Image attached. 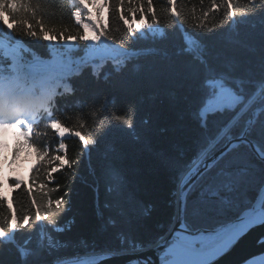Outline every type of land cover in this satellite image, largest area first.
Masks as SVG:
<instances>
[{
    "label": "trees",
    "instance_id": "1",
    "mask_svg": "<svg viewBox=\"0 0 264 264\" xmlns=\"http://www.w3.org/2000/svg\"><path fill=\"white\" fill-rule=\"evenodd\" d=\"M99 3L101 11L91 4L92 21L99 18L96 26L104 29L99 41L91 23L83 27L89 12L79 0H23L8 16L20 22L15 30L0 25V67L47 70L38 79L50 80L53 90L33 124V147L15 153L23 137L11 136L12 159H34L23 183L0 178V219L9 216V205L18 218L31 219L0 239L3 264L157 243L175 222L185 175L240 136L264 105V0H151L155 18L130 12L147 9L149 0ZM29 24L36 36L28 35ZM42 27L55 38L44 39ZM219 85L236 92L234 105L206 110ZM52 120L68 129L64 138ZM248 137L264 152V110ZM60 143L66 148L58 150ZM56 155L70 165L57 164ZM263 185L264 161L241 143L197 180L185 222L191 229L225 225L254 203ZM49 201L53 208L46 212Z\"/></svg>",
    "mask_w": 264,
    "mask_h": 264
},
{
    "label": "snow or ice",
    "instance_id": "2",
    "mask_svg": "<svg viewBox=\"0 0 264 264\" xmlns=\"http://www.w3.org/2000/svg\"><path fill=\"white\" fill-rule=\"evenodd\" d=\"M170 2L174 4L175 0H170ZM88 3L99 5L97 11H101L103 8V5L99 3V0H88ZM119 3L123 5L125 0H119ZM229 3L231 4V0H229ZM80 4L83 5L84 0H80ZM22 6L23 0H0V25H3L7 31H14L17 24L20 23L15 21L14 17L12 20H10L8 18L9 13H16L20 11ZM85 11L89 12V23H84L83 27L87 29L91 23V26L97 32H99V35L93 36L92 39L99 41L101 36L104 35L103 27L96 26L99 23V18H96V21L93 22L90 10L85 8ZM130 12H138L141 17L145 15V12H149L152 14L153 18H155V13L151 8V0H149V6L147 9L141 7L131 9ZM173 12H175V8H173ZM74 15L77 21L81 20V12L79 10H77ZM143 23L145 22L141 21V23L136 24L135 27L138 29ZM129 27L131 28L132 25L129 24ZM27 28L28 35L30 37L36 36V33L31 30L30 24L27 25ZM41 31L44 33V39L52 40L55 38L51 36L43 27L41 28ZM68 39L76 40L77 37L69 36ZM82 39L88 40V36L85 35L82 37ZM121 51H123L122 47ZM51 83L52 82L50 80L38 79V71L36 67L32 65L19 63L14 65L12 68L0 67V132H3V130L6 129H14V135L23 137L22 144L20 146L14 147L13 150L15 153H20L24 145L33 147L30 142L33 136V124L37 121V118L40 115V108L44 107V104L50 103L53 98V90L50 87ZM44 110L49 111L47 108ZM117 119L123 121L124 117H117ZM37 126L39 125L37 124ZM50 127L55 129V131L59 134V138H64L66 132L68 131V129L62 127L57 120H52ZM75 135L79 137L85 145L88 144V141L80 132H76ZM92 143L95 144L96 141H92ZM65 148L66 145L64 143H60L58 150ZM36 150L38 155L52 159V157H50V155L45 151L39 148ZM3 157L4 153L0 151V178L7 176V173L3 170ZM54 160L57 164L70 165V162L61 155H56ZM14 182L17 184L23 183L22 181ZM60 204L61 200L55 201V207L57 209L59 208ZM246 207L252 208V211L246 213L244 216H240V220L244 222L238 226L237 232L242 231L244 228L248 227L250 223L255 222L257 219L264 223V198L261 199L258 207H253L252 204H249ZM52 208L53 203L49 201L48 209L45 211L47 212ZM240 211H243V208ZM8 212V217L0 219V239L6 238L8 234V228L12 230L22 228L25 225H28L31 219V217L27 215L18 218L11 205L8 206ZM35 219L37 221L42 219L39 209H37L35 212ZM235 235L236 233L229 235L227 242H230L232 239H234ZM194 248V241L190 240L187 236H181L177 234L174 246L169 249V251L175 256L172 264H207V261L197 262L191 259L190 250ZM0 264H3L2 260H0Z\"/></svg>",
    "mask_w": 264,
    "mask_h": 264
},
{
    "label": "water",
    "instance_id": "3",
    "mask_svg": "<svg viewBox=\"0 0 264 264\" xmlns=\"http://www.w3.org/2000/svg\"><path fill=\"white\" fill-rule=\"evenodd\" d=\"M263 109L264 106L256 109L249 126L240 136L229 139L219 150L205 158L187 174L178 190L175 222L169 232L157 243L132 251L77 254L43 264H172L175 256L169 249L174 246L177 234L187 236L194 241L195 248L190 250L193 261H207V264H249L256 258L264 257V223L257 219L237 232L238 226L244 222L240 220V216L251 212L252 208L243 210L235 219L214 229H191L185 222L188 194L197 180L228 152L245 143L264 161V152L248 137L249 127ZM262 198H264V185L260 188L252 204L253 207H258ZM233 233H236L235 238L227 242L228 236Z\"/></svg>",
    "mask_w": 264,
    "mask_h": 264
},
{
    "label": "rangeland",
    "instance_id": "4",
    "mask_svg": "<svg viewBox=\"0 0 264 264\" xmlns=\"http://www.w3.org/2000/svg\"><path fill=\"white\" fill-rule=\"evenodd\" d=\"M236 99L237 97L234 96L222 98L220 101L223 105H234ZM6 139L8 140L7 135L0 137V148H3L2 152L4 153L2 161L4 164L3 170L7 173L6 177H11L16 181H24L29 176L34 156L32 154L22 155L18 160L13 161L11 146L8 141H5ZM5 187L8 188V183L5 184Z\"/></svg>",
    "mask_w": 264,
    "mask_h": 264
},
{
    "label": "bare ground",
    "instance_id": "5",
    "mask_svg": "<svg viewBox=\"0 0 264 264\" xmlns=\"http://www.w3.org/2000/svg\"><path fill=\"white\" fill-rule=\"evenodd\" d=\"M230 90V89H229ZM230 91H232V90H230ZM221 99H216V101H214L213 103H211L210 104V106H214V105H221V101H220ZM209 106V105H208ZM262 106H264V105H262ZM262 106H260V107H262ZM264 110V109H263ZM262 110V111H263ZM261 111V112H262ZM260 112V113H261ZM250 128V127H249ZM5 141H7V139L5 140ZM261 149V148H260ZM197 164L198 163H196L195 165H194V167L195 166H197ZM210 170V169H209ZM187 176V175H186ZM186 176L183 178V180H182V182L185 180V178H186ZM179 190V189H178ZM178 193V192H177ZM188 198V197H187ZM249 264H264V257H260V258H256V259H254L253 261H251Z\"/></svg>",
    "mask_w": 264,
    "mask_h": 264
},
{
    "label": "built area",
    "instance_id": "6",
    "mask_svg": "<svg viewBox=\"0 0 264 264\" xmlns=\"http://www.w3.org/2000/svg\"><path fill=\"white\" fill-rule=\"evenodd\" d=\"M221 93L224 94L225 96H229L232 94V92L225 86L222 87Z\"/></svg>",
    "mask_w": 264,
    "mask_h": 264
}]
</instances>
